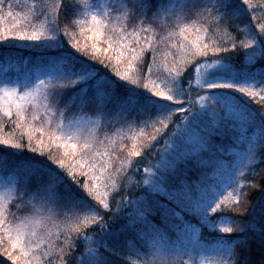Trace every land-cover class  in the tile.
Here are the masks:
<instances>
[{"label": "snow or ice", "instance_id": "snow-or-ice-1", "mask_svg": "<svg viewBox=\"0 0 264 264\" xmlns=\"http://www.w3.org/2000/svg\"><path fill=\"white\" fill-rule=\"evenodd\" d=\"M114 2L112 11L118 13L120 24L116 40L109 35L112 21L105 18L108 14L102 16L89 11L87 0H34L28 7V16L41 21L38 27L32 31L17 30L15 26L11 30L0 29V41L14 36L54 47L66 40L80 57L91 62L78 68L67 58L58 60L56 67L47 73L52 85L48 91L41 92V86L47 88L43 79L35 88L25 84L12 88L5 85L0 89L4 94L0 100L6 98L0 103V131L9 123L14 126L11 135L0 134V146L5 149L0 154L9 155L7 149L18 152L26 149L35 154L23 161L10 180L11 186L0 192V232L8 243L4 246L0 237L2 256L11 264H195L194 256L211 252L210 258L204 257L210 264H264V207L256 216H250L254 197L250 201L245 192V188L257 190L256 193L264 189V171L257 173L258 182L241 183L248 179L243 168L251 173L253 169L249 165L256 156L264 158V123H257L240 108L211 94L212 90L236 89L258 101L264 113V87L257 89L248 83L205 79L208 69L217 66L234 70L225 63L226 57L216 54L228 53L230 49H250L257 36L264 37V0L256 4L253 0H243L251 20L258 21L255 23L258 31L253 29L251 21L242 29L239 23H233L241 14L237 0ZM4 7L5 0H0V10ZM7 8V15L13 16V4L7 3ZM257 12L261 15L257 16ZM162 16L168 25L175 21L178 26L195 17L201 24L196 31L207 33L209 42L203 43L198 37L192 45H179L180 59L164 63L160 71L159 45L167 42L158 40L153 32L155 28L164 30L159 23ZM205 24L207 27H203ZM77 28L80 36L90 34L87 39L91 44H81ZM187 31V26H180L181 35ZM172 35L175 33H170L169 39ZM241 36L246 39L241 40ZM101 37L106 39L102 41ZM102 43L106 46L102 47ZM149 50L151 62L147 58ZM210 52L214 55H209ZM125 61L126 66L122 67ZM257 62L264 66V47L246 54V64ZM93 64L104 65L112 76L101 75ZM134 64H138L135 76L130 75ZM121 81L134 87L122 86ZM136 89H145L153 97L170 102L169 110L156 111L149 98ZM65 90H75L71 91L72 106L92 107L105 119L115 116L124 123H143V130L150 128L145 138L146 148L153 146L151 142H158L159 136L168 135L166 130L170 125H176L180 135L176 136L174 151L155 166L143 169L148 178L142 184L130 179L132 169L139 164L133 157L142 156L138 149L128 154L127 166L121 163L119 169L110 160H101V175H96L95 157L89 159L88 153L100 142L92 135L81 142L79 132L84 122L68 119L70 109L64 100ZM41 96L42 103H37ZM208 108L219 109L212 113V125L193 128V114L200 120ZM40 109L43 115L37 114ZM178 113L184 114L183 117ZM183 121L187 123L181 128L178 122ZM236 129L239 141L247 147L230 166L223 158L224 148L214 141ZM61 150L62 156L57 154ZM106 171L110 174L104 176ZM221 172H230L235 179L231 190L217 197L213 195L217 190L215 178ZM81 176L88 179L81 180ZM118 183L121 201L113 210L109 194ZM143 185L148 188L144 189ZM129 186L141 188L145 194L125 200L123 192ZM84 196L91 198L90 210L81 204ZM11 207L30 211L32 215L16 219ZM9 216L14 223H9ZM58 217L63 220L62 226L55 225L57 231L49 230L44 235L38 232L37 229L54 224V218ZM97 229L96 237L88 234ZM208 229L212 230V241L202 234ZM41 249V255L36 256L34 250ZM185 256L189 257L187 261L183 259Z\"/></svg>", "mask_w": 264, "mask_h": 264}, {"label": "rangeland", "instance_id": "rangeland-1", "mask_svg": "<svg viewBox=\"0 0 264 264\" xmlns=\"http://www.w3.org/2000/svg\"><path fill=\"white\" fill-rule=\"evenodd\" d=\"M107 1L108 0H96L93 3H90V2H88V3L91 7V11H95V12L102 15L108 8L106 6ZM83 18L84 17L81 16V19H83ZM125 23H127V22L125 21ZM137 24H139V21H137ZM114 25H120V24L118 23L117 20H115ZM147 26L148 25H145V27H147ZM180 26H185V25H180ZM180 26L178 27L177 24H173L171 26L172 30H170V27H168L169 30H167V31L164 29L166 31V33H164L163 37L160 39H159V36H162V34H161L162 31L159 34L156 32V30H154V32H153V35H155L158 40H163V41L167 42L166 44L161 43L159 45L160 51L158 54V60L161 64V68H160L161 71H163V64L164 63L171 64L173 62V60H179L180 59L179 45H181V44L192 45L194 42L197 41L198 37L201 39L202 42H205V39L202 38L201 35H198L196 30H194L191 25L187 27L188 31L185 32L183 35H181L180 34ZM131 30H132V28H131V26H129L128 31L131 32ZM191 30H192V33H191ZM165 31H163V32H165ZM170 33H175V35H172L171 38L169 39ZM142 35H144V34H142ZM83 37H85V39H87V36H83ZM116 39H118V36H116ZM101 40L103 41L102 37H101ZM64 42L66 44H61L60 48H58L57 50H63V51L64 50L65 51L70 50V53L64 52L67 56H63V57L69 59L71 62L78 61L79 62L78 67L79 68H82V66L89 64L88 62L85 63L84 60L81 61V60L77 59V57L74 56L75 53L73 52V49H71V46L67 44L66 40H64ZM23 47H26V46H23ZM48 58L49 57L41 54V55H32L31 59H33V61L31 63L25 62L23 60L22 61L21 60H18V61L8 60V61H6V63H3L0 66V73L4 74V76L7 77V80H17V81L19 80L20 82L24 83V82H27L28 79L33 77V79H35L36 83H39V80L43 79V80H45L46 84H49L50 82L48 81L47 73H48L50 68L56 67L57 62L60 59H57L55 61L50 62V60ZM151 60H152V53H151ZM137 71H138V65L134 64L133 68L130 72V75L135 76L137 74L136 73ZM97 72H99V71H97ZM224 72H228V71L220 68L219 66L208 69L206 76H205V79H206V81H209V82H215L216 79L214 80V76L218 73H224ZM99 73L101 75L104 74L103 72H99ZM107 76L111 77L112 74L109 73V74H107ZM112 78L116 79L115 77H112ZM120 84L122 86H126L129 88L134 87L131 85H127L126 82H123V81H121ZM136 91L143 94L145 97H148L149 102L152 105H154V108L156 111L166 112L169 110L170 102L162 101L157 97H153L151 95V93L147 92V90H145V89H136ZM68 92L69 91L65 90L66 94H68ZM227 93L224 92V90H212V92H211L212 95L222 97L223 99L227 100L231 104L235 105L236 107L240 108L242 111H244L245 113L250 115L252 118H254L256 120V122L258 121L256 118V113H254L252 111V109L249 107V105L245 101H243L240 98H235L234 96H229ZM226 95H228V96L226 97ZM64 100H65V103H67L69 105V109H70V111L67 112L68 119H72L74 121L80 120V121L84 122L81 125V130L79 132V137L81 139V142L83 141V138H85L89 135H92V136L98 138V141L100 142L97 145L94 144L91 151L88 153L89 159H91L92 157H95V160L93 162L97 164V169L95 172L96 175H101V173L99 171V168H100L99 162L101 160H103V161H109L110 160L108 155H104L105 152L109 153L110 149L122 148V152H121L120 159H119V166H118V167H120L121 163H123L125 166H127L126 157L128 156V154L130 152L137 150V149L141 151V148H144V145L146 143L145 138H146L147 132H150L151 129L149 128L147 130H143L144 129L143 123L137 124L134 121L131 123H124V122L119 120V117H115V116L113 118H110V119H105V117L101 113L97 112L92 107L86 106L84 108H81L79 105L72 106L70 103V97L67 100L66 96H64ZM60 107L63 108L64 105H61ZM196 108L197 109L200 108L199 103H197ZM214 110L217 112L219 111V109L208 108L207 113L202 115L200 120H197V118H196L197 114L194 113L193 117H192V121H193L192 127L195 128V127H197V125L211 126L213 123L212 113ZM177 115L183 117L184 114L178 113ZM45 121H46V118H45ZM65 123H67V121H65ZM150 123H151V121H150ZM178 123H180V127L183 128L184 124L187 123V121L178 122ZM37 126H39V122H37ZM45 126H46V124H45ZM169 129H170L169 135L171 134V138L169 140H167L164 135L159 136L157 138L158 142L153 141L151 143L153 146L151 148H149V150L151 151V152L149 151L150 152L149 154L154 155L155 153H157V151H159L160 153L163 152L165 157L171 156L172 152L174 151V142H175L176 136L180 135V131L177 129L176 125H173V126L170 125ZM167 133H168V131H167ZM235 133L238 134V129L233 131V135H235ZM69 135H71V133H69ZM231 136H232V132H231ZM166 142H167V144H166ZM168 145H172V147H168ZM239 145H240V143H239ZM161 148H163V149H161ZM164 148H165V153H164ZM225 148L227 149V155H229L228 160L230 161L229 162L230 166L232 164L236 163V161L238 159V154L245 151L243 148L242 149L237 148L238 149L237 151L235 150V148H230V147H228V148L225 147ZM97 152H99L101 155L96 156ZM7 153L9 154V152H7ZM59 153H62V150ZM234 153L236 154V156L234 155ZM16 154L19 155L18 153H12L9 155L0 154V178H1L0 188L3 187V190H5L11 186L10 180L14 175H16L17 170L20 166V165H15V167H13L12 165H10L8 163H4L5 161L3 159L9 160L10 158H12V156H14L15 162H19L20 159H18L15 156ZM137 159H138V157H133L134 161H136ZM147 160L148 159H146L145 161H147ZM2 161H4V162H2ZM110 161L113 163L112 160H110ZM230 171H231V169H230ZM235 171L238 172L237 169ZM132 172H133V175L130 177V179L133 182H135L134 181V176L136 173L135 169H132ZM109 174L110 173L106 171L103 175L107 176ZM112 174L114 175V173H112ZM229 175H230V172H221V174L215 178L216 184H218V186L221 187V189H227L228 188L229 182L231 181V178H232L231 177L230 180H228ZM81 177H83V176H81ZM81 177H80V179H81ZM85 179L87 180L88 177L85 176ZM227 180L229 182H227ZM218 189L219 188L217 187L216 191H218ZM119 191H120L119 183L117 184V187L115 189H110L109 204H110V208L113 210L115 209L113 207H116L121 201V199H120L121 196L119 194ZM126 196H127V194H126ZM126 196L124 195L125 200H127V198H128V196L127 197ZM90 199L91 198L84 196L83 199L81 200V204L84 206L85 210L91 209L92 202ZM93 203H96V202L93 201ZM114 204H115V206H114ZM10 211L15 213L16 219L22 218L23 216H26V215H32V213L30 211H24V212L17 211V209L15 207H11ZM104 211L107 212L108 210H104ZM62 220H63V217L54 218V224H47L43 229H37V230L41 235H44L45 232H47L49 230L55 232V231H57V228L55 227V225H61L62 226ZM8 221H9V223L15 222V220L13 219L12 216L8 217ZM95 227L96 226H94V225L92 226L93 229H95ZM96 231H98V229L95 231L90 230L88 232V234L96 237ZM0 234L4 235L2 232H0ZM35 255L37 256L38 254L35 253ZM204 257L210 258V256H208V255H206ZM204 257L202 258V260L204 261V264H210V260L204 259ZM5 264H11V262L10 261L7 262L5 260Z\"/></svg>", "mask_w": 264, "mask_h": 264}, {"label": "trees", "instance_id": "trees-1", "mask_svg": "<svg viewBox=\"0 0 264 264\" xmlns=\"http://www.w3.org/2000/svg\"><path fill=\"white\" fill-rule=\"evenodd\" d=\"M96 0H87V2L93 3ZM34 2V0H19V2H17V0H5V7L0 10V29H4V30H11L13 28V26L16 27L17 30H27V31H32L33 28H36L39 26V24L41 23L40 20H35L33 19L31 16H28V7ZM258 2V0H253V4H256ZM7 3H12L13 4V16H8L7 12H8V8H7ZM157 3L159 4V0H157ZM106 6L108 7L107 10L102 14V16H104L106 13L108 14L107 17L105 18H109L111 19L112 23L110 25V31H109V35L112 36V39L115 40L117 33L119 32V28L120 25H114V21L117 20V16L118 13L112 11V9L115 7V2L114 0H108L106 2ZM237 7L240 8V16L238 17L237 20L233 21V23H239L240 24V28L242 29L244 27V24H248L251 21V26L253 27V29L255 31H258V29H255V23H257L258 21H252L251 20V13L247 10L246 5L243 4V0H237ZM89 11H91V7L89 8ZM69 12L68 10L65 11V16H68ZM257 16H260L261 13L257 12L256 13ZM25 16H28L27 19H25ZM81 19V16L78 17ZM159 23L164 26V29L167 31L169 30L168 27H170V30H172L171 26L173 24H176L175 21H173V23L171 25L167 24V20L166 18H164L162 16L161 20L159 21ZM185 26H192L194 30H196L197 28H201V24L196 20L195 17H193L191 20H186L184 22ZM194 25V26H193ZM179 27V26H178ZM203 27H207V25H203ZM111 29H115V31H111ZM154 30H156V32L159 34L161 33V28H155ZM163 30V31H165ZM77 31V38L80 40L81 44H91V42L87 39H85V37L80 36L79 35V28L76 29ZM162 31V36H159V39L163 37V34L166 33ZM198 33V35H201L202 38L205 39V42L203 43H208L209 40L206 38L208 36L207 33H205L204 31H196ZM156 33V34H157ZM192 33V30H191ZM7 34V32H6ZM160 34V35H161ZM90 35V34H86L85 36ZM230 35H234L231 34ZM103 40L106 39V37H102ZM227 39V38H225ZM241 40L246 39L245 36H241L240 37ZM61 44H66L64 42V40L62 42H59L57 44V46L54 47H48V46H42L39 44V42H34V41H22L19 40L18 38L14 37V36H9V39L6 41H0V66L3 63H6V61L8 60H23L25 62H29L31 63L33 61L32 55H44L49 57L48 59L51 61H55L57 59H61V58H65L63 56H67L64 52L70 53V50H57L58 48H60ZM26 46V47H23ZM28 46V47H27ZM101 46H106V44H101ZM23 47V48H22ZM228 47H230V45H228ZM264 47V37L261 36H257L255 42L251 45L250 49H240L239 51H237L236 49H230V51L228 53H218L216 55H220L221 57H226L227 59L225 60L226 64L231 65V67L234 69L233 71H228V72H224V73H218L214 76V80L215 82H235V83H248V84H252L255 88L259 89L260 87H264V66H261L259 62H257L254 65H248L246 64V54H251V52L253 50H259L260 48ZM32 49V50H31ZM72 49V48H71ZM73 52L75 53V57H77V59L79 60H84L85 63H91L89 61H87V57H80L78 53H76V51L73 49ZM151 51L147 52V58L149 60V62H151ZM113 56L116 55L115 52L112 53ZM209 55H214V53H209ZM76 64V66L78 67V61L74 62ZM92 63H95V61H92ZM126 61L125 64L122 65V67L126 66ZM138 65V64H137ZM93 67L99 71V72H103L104 74H109L110 73V69L104 68V65H99V64H93ZM79 68V67H78ZM104 68V69H103ZM156 70L155 66H154V71ZM147 70L145 69V72ZM161 71V70H160ZM108 72V73H107ZM137 73V72H136ZM187 75V74H186ZM11 81V82H10ZM186 84V81L184 82ZM27 84V86L29 88H35L36 85H38L39 83H36L35 79H33V77H31L30 79H28L27 82H20L19 80H7V77L4 76V74L0 73V89H2L5 85H7L9 88L12 87H17L18 85H25ZM47 88H45L44 86H41V92L44 91H48L51 89V83L46 84ZM26 90L24 88H20V91ZM69 91L68 94H66V99L68 100L69 97H71L72 93L71 91H75V90H67ZM142 91V90H141ZM140 91V92H141ZM224 92H228L227 94L229 96H234L235 98H240L243 101H245L249 107L252 109V111L254 113H256V118H257V123H264V113H261L260 110V103L258 101H252L250 98L244 96L242 93H239L238 91H236V89H225ZM143 93V92H142ZM3 92H0V96H3ZM226 95V97L228 96ZM227 99V98H226ZM6 100V98H5ZM5 100H0V103H4ZM37 103H42V96L38 99ZM154 106V105H153ZM31 107V106H28ZM38 115H42L43 114V110L40 109V111L37 113ZM48 118L46 117V120ZM173 126V125H171ZM13 125L11 123H9L8 126L4 127L2 129V131H0V134L3 135H11L12 134V130H13ZM171 128V127H170ZM169 130L168 131V135L165 136V138L167 140H169L171 138V134L169 135ZM173 131V130H172ZM17 135H19V133H16ZM252 133H249V135H251ZM164 139V138H163ZM162 139V140H163ZM98 140V138H97ZM152 143V142H151ZM215 144L222 146L224 148V159L227 160L228 162H230L228 160L229 155H227V149L225 147H230V148H235V150L237 151L238 149H244L246 151V145L242 144L239 139H238V134L235 133V135H233L232 132V136L231 133H229L227 136H221V137H217V139L214 141ZM240 143V145H239ZM98 143H96L97 145ZM164 146V145H163ZM238 148V149H237ZM163 149V148H161ZM233 150V149H232ZM4 146H0V153L4 152ZM7 152H9V154L12 153H18L19 155H15L18 159H20L19 162H15V157L12 156V158H10L9 160L3 159L4 163H8L10 165H12L13 167H15V165H20L22 166L23 161L31 156H34V153H29L27 152V150L25 149L23 152H18L15 149H7ZM149 148H141V152H142V156L138 157V159L136 161H139V164L136 165L135 168V176H134V181H140L142 184L143 179H147L148 178V174L144 173L143 169L145 167H151V166H155L156 164L159 163L160 159L165 157L163 152H159L157 151V153H155L154 155L149 154ZM234 151V150H233ZM122 152V148H112L109 150L108 156L109 159L113 161V165L116 169H119V159H120V155ZM147 153V154H145ZM164 153H165V148H164ZM58 155L62 156V153H57ZM234 155L236 156V154L234 153ZM11 157V156H10ZM115 159V160H114ZM146 159H148L147 161H145ZM19 166V167H20ZM249 167H251L253 169V171L250 173L248 171V168H243L244 174L246 177H248L247 180H242L241 183L243 184H247V185H251L253 183H256L259 181V176H257V173H261L262 171H264V158H262L260 155H257L255 160L253 161V163L251 165H249ZM239 172V169H237ZM237 172V174H238ZM232 177V178H231ZM252 177H256V179L254 180ZM231 181L229 182L228 180ZM235 179L234 176L229 175V179L227 180V182H229L228 188L227 189H221V187L217 185V187L219 188L218 191H216L215 194H213L214 196H219L222 194H227L228 191L231 190V188L233 187L232 181ZM81 180H86L85 176L81 177ZM1 181V178H0ZM144 189L148 188V185H143ZM6 190V189H5ZM5 190H3V187L0 188V192H4ZM257 190H249L248 188H245V192L248 194L249 200L251 201L252 198L254 197V202H253V206L251 208L250 211V216H256L260 211L261 208L264 207V189L262 190H258V192L256 193ZM121 193V189L119 191V194ZM123 194L126 196H128V198H132V199H136L138 198L140 195H144L145 193L141 190V188H131L130 186L128 188H126L123 192ZM117 195V194H116ZM123 195V196H124ZM121 196V194H120ZM126 196V197H127ZM121 199V198H120ZM115 206V204H114ZM115 208V207H113ZM109 211V210H108ZM211 229H208L206 231H204L202 234L207 238L208 241H212V236L210 235L211 233ZM0 237H3L4 240V246H8L7 243V237L0 234ZM41 250H34V252L36 254H38L37 256L41 255ZM212 256L211 252H206L204 253L203 256L197 255L193 257V260L195 261V264H201L202 258L204 256ZM7 257H3L2 256V252H0V264H5V260ZM129 259H135V257H128ZM183 259L185 261H187L189 259V257L185 256L183 257Z\"/></svg>", "mask_w": 264, "mask_h": 264}]
</instances>
